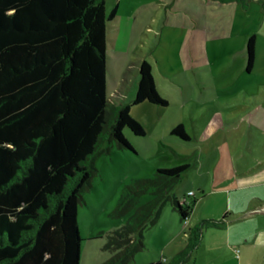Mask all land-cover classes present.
<instances>
[{
	"label": "rangeland",
	"instance_id": "obj_1",
	"mask_svg": "<svg viewBox=\"0 0 264 264\" xmlns=\"http://www.w3.org/2000/svg\"><path fill=\"white\" fill-rule=\"evenodd\" d=\"M118 1L106 0L108 13ZM158 1L141 6L138 2L136 8L120 3L121 8L133 12L129 15L118 9L110 23L107 95L119 101L117 93L124 73L146 58L152 65L156 88L169 105L143 103L132 107L131 116L145 129L144 136L125 129V138L134 151L107 143L96 157L97 172L79 207L83 239L80 264H146L164 255L172 259L185 247L190 228L214 215L223 205V196L227 199L229 191L216 189L231 178L227 173H233L234 164L240 174V165L248 159L251 164L253 158L264 161L260 119L264 116V0L229 4ZM128 20L131 34L126 29ZM115 34L124 35L129 42L126 56L114 48ZM253 35L257 37L256 61L253 71L248 72L247 44ZM130 85L124 97L131 94ZM250 96L252 102L246 101ZM179 125L184 126L188 140L173 133ZM182 165L190 168L171 197L182 198L192 190L200 199V189L207 194L187 222L181 220L172 198L165 202L155 223L145 222L144 216L151 212L158 193L154 186L138 190L141 193L136 192L134 205L119 210L123 196L131 192L129 187L136 188V181L153 180L159 169ZM255 176L254 181L260 178ZM137 224L143 225L144 238L139 241L145 248L131 255V243L121 236L129 235ZM208 244L204 242L200 253L194 254L196 264L213 255L206 250Z\"/></svg>",
	"mask_w": 264,
	"mask_h": 264
},
{
	"label": "trees",
	"instance_id": "obj_2",
	"mask_svg": "<svg viewBox=\"0 0 264 264\" xmlns=\"http://www.w3.org/2000/svg\"><path fill=\"white\" fill-rule=\"evenodd\" d=\"M117 14V6L108 13L106 0H0V264H80L79 207L97 172L96 157L107 143L134 151L124 131L144 136L145 129L131 116L132 107L169 105L146 58L131 103L118 104L107 95L108 30ZM256 44L253 35L248 71ZM173 133L189 139L183 125ZM189 168L159 169L153 180L136 181L119 210L154 186L158 193L145 222L155 223L171 198L187 222L197 194L171 195ZM206 223L190 228L185 247L172 259L146 264L194 263ZM142 228L137 224L121 236L131 243L128 254L145 248Z\"/></svg>",
	"mask_w": 264,
	"mask_h": 264
},
{
	"label": "crops",
	"instance_id": "obj_3",
	"mask_svg": "<svg viewBox=\"0 0 264 264\" xmlns=\"http://www.w3.org/2000/svg\"><path fill=\"white\" fill-rule=\"evenodd\" d=\"M156 1L158 0H119L116 6L118 9H121V12L130 15L133 11L129 10L130 8L127 10L121 8V2H127L129 5L136 8L138 2L141 6L142 3ZM129 21L130 20L127 21L128 24H126V29L128 28V34H131L132 28ZM121 35H114L112 38L114 42L113 46L119 53L126 56L130 44L129 42L127 43L125 36ZM141 60L134 64L133 69L131 67L128 68V70H130L128 73L127 71L124 73L121 81V89L117 93L120 99L117 101L112 98L118 104L126 105L134 100L133 98L136 96L138 89ZM253 69L248 71L246 67L248 72H252ZM130 83V87H132L131 94H129V96L125 95L124 97V92L127 90ZM132 92L134 93V97L131 96ZM251 94L254 93L252 92ZM256 98L259 101L257 95ZM126 99L128 101H126ZM246 101L252 102V97H246ZM260 102H262V100ZM260 119L262 122L261 127L264 129V116ZM252 126L253 124L251 123V127ZM250 160L251 158L247 160V163L240 165V169H242V173L240 174H237V167L234 164L233 173H227L231 178L216 189L217 191H229V193L227 199L226 196H223L221 199L223 205L214 215H208V217L203 218V221L207 222V226L203 229L202 240L196 254L199 252L204 242H209V244L206 245V250L209 252V255L213 252V255L205 259L202 264H264V161L253 158L254 164H251ZM255 175H260V178L254 181L252 179L256 177ZM248 179L252 181L243 183L244 180ZM234 180L242 183L233 182ZM228 183H231V185ZM199 192H201V197L198 200V204L202 203L207 197L204 189H200ZM212 221H215L216 224H212ZM164 257L167 258L165 255Z\"/></svg>",
	"mask_w": 264,
	"mask_h": 264
},
{
	"label": "built area",
	"instance_id": "obj_4",
	"mask_svg": "<svg viewBox=\"0 0 264 264\" xmlns=\"http://www.w3.org/2000/svg\"><path fill=\"white\" fill-rule=\"evenodd\" d=\"M189 194H190V195H193L194 193H193V192H190Z\"/></svg>",
	"mask_w": 264,
	"mask_h": 264
}]
</instances>
